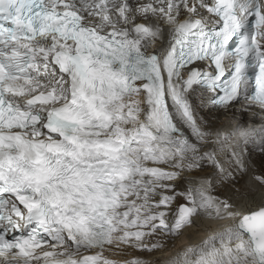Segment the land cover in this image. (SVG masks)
Instances as JSON below:
<instances>
[{
    "label": "snow or ice",
    "instance_id": "1",
    "mask_svg": "<svg viewBox=\"0 0 264 264\" xmlns=\"http://www.w3.org/2000/svg\"><path fill=\"white\" fill-rule=\"evenodd\" d=\"M242 101L264 112V0H0V264H264V175L232 191L264 124L212 119ZM199 218L227 223L104 255Z\"/></svg>",
    "mask_w": 264,
    "mask_h": 264
},
{
    "label": "bare ground",
    "instance_id": "2",
    "mask_svg": "<svg viewBox=\"0 0 264 264\" xmlns=\"http://www.w3.org/2000/svg\"><path fill=\"white\" fill-rule=\"evenodd\" d=\"M246 105L242 101L240 105L232 110L233 114H236L239 118L241 115L244 119H254L255 116L253 112L246 111ZM219 117V120L216 121V117ZM229 117L225 114H221L220 112L214 114L212 116L213 121L217 124L218 127H234L233 123L228 119ZM264 124V121L259 125L258 122L250 121V125L253 127H259ZM257 144H249L248 155L246 159L250 161L249 169L243 175H237L238 184L236 188H233L232 191H236L237 188L241 189L243 195L249 201L253 199V196H249L247 192H244V189H251L252 193H258L261 186L254 179L255 176L264 175V147ZM261 148V149H260ZM255 152V154H253ZM256 168V173L252 169ZM225 189L220 188L214 194H222ZM227 223V221H219L213 222L206 218H199L196 225L192 227L185 228L182 233L174 238H170L166 242V250L163 252H154L149 256L147 253H141L138 251H134L132 249H126V255H115L113 253L105 252L108 257H113L117 261L130 260L134 257H145L149 260H160L165 261L175 256L178 253H181L184 249L191 245L198 244L200 241L204 240L210 235L211 229H216L219 224Z\"/></svg>",
    "mask_w": 264,
    "mask_h": 264
},
{
    "label": "rangeland",
    "instance_id": "3",
    "mask_svg": "<svg viewBox=\"0 0 264 264\" xmlns=\"http://www.w3.org/2000/svg\"><path fill=\"white\" fill-rule=\"evenodd\" d=\"M262 148V147H261ZM260 148V149H261ZM253 154H255V152H253ZM253 171H254V173H256L255 171H256V168H255V166H254V169H252Z\"/></svg>",
    "mask_w": 264,
    "mask_h": 264
}]
</instances>
